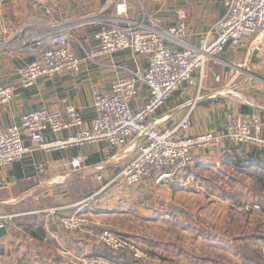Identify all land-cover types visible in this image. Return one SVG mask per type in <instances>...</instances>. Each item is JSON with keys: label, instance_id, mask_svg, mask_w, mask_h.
<instances>
[{"label": "crops", "instance_id": "1", "mask_svg": "<svg viewBox=\"0 0 264 264\" xmlns=\"http://www.w3.org/2000/svg\"><path fill=\"white\" fill-rule=\"evenodd\" d=\"M121 2L126 9L124 19L147 15L166 28L175 26L178 12L184 11L187 41L196 44L200 35L225 16L228 0ZM116 4V0H0L1 85L17 84L18 70L36 60V55L22 49L21 38L61 27L75 37L69 47L80 60L78 73L44 77L34 87L15 92L10 103L0 106V128L15 125L22 115L33 111L55 112L70 105L80 111L82 127L57 135L46 133L47 141L68 139L92 127L96 89L109 93L118 79L147 70V59L128 51L96 61L85 59V52L97 45L94 35L98 29L72 28L86 17H110ZM263 51L264 34L260 33L248 39L246 49L229 47L208 63L202 82L195 73L197 85L182 86L152 120L171 128L189 115L190 127L183 136L196 137L221 132L229 115L242 116L260 121L259 138L264 140ZM148 97L142 85L133 107L143 106ZM129 145L114 149L100 143L54 152L36 150L0 170V217L6 221V228L0 231V264H76L81 257L111 261L106 254L112 253L95 240L104 231L136 242L150 257L144 264H216V241L224 245L227 235L233 236L235 245L264 256L263 149L222 140L208 150L194 151L181 184L129 186L116 179L137 156V149ZM75 160L81 162L80 168L72 166ZM40 166L45 167L44 174H39ZM241 203L254 209L246 214V224H239L242 229H233L231 234L224 231L223 239L216 236L209 226L216 223L215 208L222 206L224 219L228 210L233 212V206ZM198 213L202 221L194 216ZM74 214L84 215L88 222L79 230L66 231L62 220ZM226 222L224 219L223 224ZM199 224H206L208 231L203 233ZM193 241L204 243L205 253L194 250ZM229 248L240 257L236 264H261L238 247Z\"/></svg>", "mask_w": 264, "mask_h": 264}, {"label": "built area", "instance_id": "2", "mask_svg": "<svg viewBox=\"0 0 264 264\" xmlns=\"http://www.w3.org/2000/svg\"><path fill=\"white\" fill-rule=\"evenodd\" d=\"M116 1L115 12L110 17H86L72 28L98 29L94 35L97 45L85 52V59L96 61L100 57L128 51L145 57L147 70L135 71L118 79L109 93L96 89V119L92 127L80 130L68 139L47 141L46 133L57 135L82 127L80 111L70 105L55 112L33 111L22 115L15 125L0 128V170L22 161L36 150L54 152L100 143L119 149L130 143L131 148L137 149V156L116 179L123 180L129 186L153 182L170 187L174 183H182V175L192 164L195 150L208 149L222 140L264 150V140L259 138L262 126L257 119L229 115L221 132L196 137L183 136L190 127L189 115L171 128L159 126L157 119L152 120L182 86L197 85L195 73H199L202 82L209 62L216 60L229 47L246 49L249 38L258 33L264 34V0H228L225 16L200 35L196 44L187 41L184 11L178 12L175 26L166 28L147 15L138 20L124 19L125 6L121 0ZM151 1L158 4L167 2ZM56 28L59 29L29 39L21 38L22 49L36 55V60L18 70L17 84H0V106L10 103L19 89L34 87L41 78L79 72L80 60L69 47L70 39L74 37L63 28ZM142 85L147 88L149 97L143 106L134 108L133 102L138 98ZM72 166L80 168L81 162L75 160ZM37 170L39 174L45 173L44 166ZM233 211L246 215L253 213L254 209L241 203L234 205ZM87 222L84 215L74 214L63 219L62 226L66 231H74L84 227ZM5 228V218L0 217V231ZM95 240L114 255L130 254L136 264H144L150 259L136 242L126 236L104 231L96 235ZM76 264L118 263L81 257Z\"/></svg>", "mask_w": 264, "mask_h": 264}, {"label": "rangeland", "instance_id": "3", "mask_svg": "<svg viewBox=\"0 0 264 264\" xmlns=\"http://www.w3.org/2000/svg\"><path fill=\"white\" fill-rule=\"evenodd\" d=\"M186 33H187V37L186 38H188V30H186ZM73 39H75V37ZM76 39H77V37H76ZM211 63H213V62L211 61ZM208 149H210V148H208ZM208 149H204V150H208ZM223 211L224 210H223L222 206L216 207L215 208V213H214V220H216V223L209 225L211 227L212 232L214 234H216V236L219 235L221 239H223L222 237L225 236L224 235V231H229V233L231 234L233 232L232 231L233 229H236V230L237 229H242V228L239 227V224L244 226L246 224V217H248L246 215L237 214L234 211L228 213L229 212V210H228L226 212L225 216H224V219L227 222L225 224H223V221H224V219L222 218ZM197 215H199V216H197ZM194 216H197L198 219H200V214L199 213L198 214H194ZM230 219H231V221H230ZM257 224L260 225V223H257ZM198 227L200 228V230H202L203 233L205 232L204 230L206 228H209V227H206V224L205 225H200L199 224ZM238 232L239 231H236L234 233V235L238 234ZM227 238H228L227 240H223V244L224 245L221 244L222 243L221 241L220 242L216 241V243L219 244V245L216 244V250L214 251V253H215L214 254V258L216 259V264H236V262L240 260V257L234 255L235 252L230 250V248H229L230 246L231 247H235V248L238 247L242 252H244L243 254H245V255L248 254L249 257L258 260L261 264H264V256H263L262 252H259L258 253L259 255H258V254L255 253V251L252 250V248H248L247 247L245 249V247H241V246L235 245L236 241L233 240V236L232 235L231 236L229 235V237L227 235ZM243 245H245V244H243ZM203 246H204V243L203 244H201V243L200 244H196L193 241L194 250H198L200 253H205ZM228 248H229V250H228ZM223 255H226V256H223ZM230 261H231V263H230ZM258 261H257V263H258Z\"/></svg>", "mask_w": 264, "mask_h": 264}, {"label": "trees", "instance_id": "4", "mask_svg": "<svg viewBox=\"0 0 264 264\" xmlns=\"http://www.w3.org/2000/svg\"><path fill=\"white\" fill-rule=\"evenodd\" d=\"M108 256V258L115 262V263H123V261H127L125 264H136V262L133 260V258H129V259H125L126 255L125 254H118V255H114V254H106ZM124 259V260H123ZM122 261V262H121ZM129 261V262H128ZM132 261V262H131Z\"/></svg>", "mask_w": 264, "mask_h": 264}, {"label": "water", "instance_id": "5", "mask_svg": "<svg viewBox=\"0 0 264 264\" xmlns=\"http://www.w3.org/2000/svg\"><path fill=\"white\" fill-rule=\"evenodd\" d=\"M256 54V53H255Z\"/></svg>", "mask_w": 264, "mask_h": 264}]
</instances>
